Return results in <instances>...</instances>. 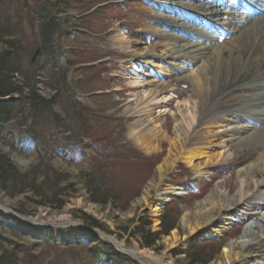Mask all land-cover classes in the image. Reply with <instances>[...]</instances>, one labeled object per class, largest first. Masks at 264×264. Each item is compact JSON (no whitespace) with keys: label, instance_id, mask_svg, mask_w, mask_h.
I'll return each mask as SVG.
<instances>
[{"label":"trees","instance_id":"trees-1","mask_svg":"<svg viewBox=\"0 0 264 264\" xmlns=\"http://www.w3.org/2000/svg\"><path fill=\"white\" fill-rule=\"evenodd\" d=\"M74 10L72 0H0V198H22L15 211L25 216L33 217L38 209L60 212L77 187L91 203L116 211H125L139 195V187L133 194L118 192L116 171L132 163L98 143L104 116L80 100L79 92H97L83 79L92 69L82 65L101 58L85 57L86 49H64L63 40L75 42L77 25L70 27L59 14ZM84 140L96 142L90 149ZM1 146L29 160L27 168L18 169ZM88 149L94 159L85 153ZM62 165L78 171L73 174ZM80 216L90 233L101 228ZM177 218L178 213L173 218L165 214L159 234L139 232L143 245L148 248L153 239L173 231ZM92 237L80 229L21 231L14 220L0 217V264H121L111 244ZM208 262L209 256L196 254L189 264Z\"/></svg>","mask_w":264,"mask_h":264},{"label":"bare ground","instance_id":"bare-ground-1","mask_svg":"<svg viewBox=\"0 0 264 264\" xmlns=\"http://www.w3.org/2000/svg\"><path fill=\"white\" fill-rule=\"evenodd\" d=\"M164 1L166 5H156L155 9L173 11L176 20H159L151 32L153 42L145 45L119 30L113 44L116 50L137 59L135 63L158 70L145 69L142 81L132 82L141 95L135 98L130 116L141 119L127 127L128 140L145 155H162L166 150L158 167L161 180L177 164L190 169L195 178H204L209 174L208 168L221 160L225 164L249 158L236 172L237 192L232 200L240 205L255 202L261 207L264 205V14L248 18L240 9L244 4H239L245 0ZM245 2L262 4L260 0ZM159 29L169 34L163 35ZM175 83L188 84L191 95L175 107L179 113L174 116L170 131L164 128L162 117L173 107L166 95L171 94ZM233 89L239 96H245L231 108L207 113L215 100ZM222 144L231 151L230 155L215 151ZM258 147L263 149L256 152ZM179 195V190L167 187L146 207L156 215L170 196ZM229 202L216 193L198 205L193 222L188 215L183 216L188 236L202 233L201 237H207L216 233L217 228L230 225L233 220L226 217L232 212ZM8 210L0 204V212L8 214ZM20 221L26 225L25 220ZM191 242L184 240L180 247L187 248ZM177 243L178 236L171 232L168 247H177ZM117 247L123 249L120 243ZM131 252L143 264H159L146 251ZM263 252L262 215L246 227L243 235L225 245L223 257L229 263L264 264L259 256Z\"/></svg>","mask_w":264,"mask_h":264},{"label":"rangeland","instance_id":"rangeland-1","mask_svg":"<svg viewBox=\"0 0 264 264\" xmlns=\"http://www.w3.org/2000/svg\"><path fill=\"white\" fill-rule=\"evenodd\" d=\"M72 1L78 10L65 15L59 14L61 19L69 21V26L70 24L77 25L75 29H72L76 32L74 44L70 40H63L64 49L77 48L82 51L86 49L85 57L97 55L101 58L93 64L82 65L92 69L83 79L85 84L89 82L91 84L89 87L96 89L97 92L89 95L79 92L80 100L86 107L101 112L104 116L103 125H101L104 129L98 128L97 136L101 141L98 143L104 146L108 153L117 154L132 163L127 167H118L116 171L119 176L117 179L118 192L133 194L139 187V195L125 211H116L110 206H99L91 203L84 191L77 187L76 194L68 200L60 212L51 209H38L33 217L15 211L22 198H0V204L15 212L19 217H32L39 224L44 223V226L53 228L57 233L70 229H80L84 235L92 237L93 234L107 243L109 242L100 234L114 238L117 243L122 244L124 250L146 251L154 255L159 264H189L191 258L196 254L203 258L209 256L210 262L207 264H241L240 262H227L223 257V248L230 241L243 235L246 227L256 218L264 216V205L260 207V204L255 202H245L240 205L232 200L237 192L236 172L250 159H243L240 162L237 160L226 161L225 164L221 163V160L220 163L208 168L209 174L204 178H195L190 169L182 164H177L176 168L164 180H161L158 167L162 164L166 150L162 155H145L138 151L127 137V127L141 119L130 116V110L135 106V98L141 95V90H137L132 82L142 81V72L145 69L148 71L158 70L152 66L144 67L142 64L135 63L137 59L116 50L113 44L118 38L117 31L120 30L127 38L137 39L146 45L154 41L151 36L153 26L159 20L162 22L163 20H176V13L155 9L156 5H166L164 0ZM90 8L92 9L89 12H85ZM159 30L163 35L169 34L167 30ZM69 31L71 30L69 29ZM137 33L142 36L140 37ZM171 91L173 93L171 92L166 97L173 107L167 109L166 114L162 117L164 128L170 131L172 130V120L179 113L175 107L177 104L185 103L191 95L189 85L186 83L172 84ZM243 95L239 96L236 89L228 91L214 101L212 106L207 109V113L214 114L216 111L231 108L234 103L237 104L242 99ZM182 114L187 115V112ZM218 133L221 134L222 130L218 129ZM95 142L83 141V143L91 146L90 149ZM224 146L222 144L215 151L225 153L227 156L230 155L231 151H227ZM1 149L10 156L11 161L18 169L24 170L29 165V160L11 154L4 146H1ZM262 149V147H258L256 152ZM87 152L88 156L91 154L92 159H94L93 152L89 149L85 153L87 154ZM140 160L145 161L140 162ZM62 167L73 174L78 171L77 168L65 165ZM141 183L142 185L139 186ZM167 187L179 190L181 195L170 196L168 202L159 208L156 215L151 214L146 204L152 202L156 194L163 193ZM216 193L230 200L229 210L232 212L226 214V217L233 221L236 220L237 223L217 228L216 233L202 237L203 239H199L197 235L188 236V232L183 226V216L188 215L187 218L190 217L193 222L198 213V205ZM262 193L264 194V189ZM143 198H146L147 203L142 202ZM262 203H264V199ZM175 213H178L177 227L171 232H175L178 236L177 247L170 248L167 245V239L171 236V232L165 236H159L158 239H153L154 242L149 240L153 244L148 248L143 245V239L139 232L146 233L149 231L154 235L159 234L163 216L166 214L168 218H173ZM81 214H85L88 218L99 223L101 228L92 229L90 233L80 219ZM15 223L17 225L16 221ZM21 231L25 230L22 229ZM198 235L201 237L202 233ZM92 238L94 239V237ZM184 240L185 242L192 241L189 247H180ZM118 254L122 257L121 264H143L133 257ZM259 256L260 259L264 260V252ZM125 258H130L134 263Z\"/></svg>","mask_w":264,"mask_h":264},{"label":"water","instance_id":"water-1","mask_svg":"<svg viewBox=\"0 0 264 264\" xmlns=\"http://www.w3.org/2000/svg\"><path fill=\"white\" fill-rule=\"evenodd\" d=\"M39 54V50L36 51V53L34 54V56L32 57V60L31 62H33L35 60V58L38 56ZM9 213L8 214H4L3 212H0V217L4 218L5 220H8V219H12L14 221L17 222L18 225H23L24 223H21L20 219L22 220H25L26 221V225L24 226H27V224H30L32 226H35V227H42L44 226L45 224L44 223H41L39 224L37 222V220H33V219H30V218H22V217H19L15 212H13L12 210H8ZM71 225V224H70ZM73 226H76L74 224H72ZM100 234V233H99ZM102 238H104L105 240H107L110 244H112L116 250V252L122 254V255H128L130 257H133L135 259H138L136 258L135 256H133L132 252L131 251H126L124 249H121V248H118L117 247V242L116 240H114V238H111V237H108V236H105L103 234H100ZM199 239H203L202 237H199L200 235H197Z\"/></svg>","mask_w":264,"mask_h":264}]
</instances>
